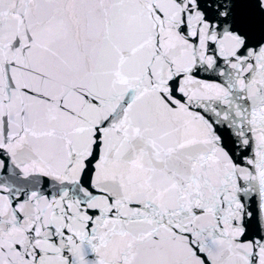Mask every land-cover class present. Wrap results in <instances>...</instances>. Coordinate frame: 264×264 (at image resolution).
<instances>
[{
  "label": "snow or ice",
  "instance_id": "obj_1",
  "mask_svg": "<svg viewBox=\"0 0 264 264\" xmlns=\"http://www.w3.org/2000/svg\"><path fill=\"white\" fill-rule=\"evenodd\" d=\"M0 264H264V0H0Z\"/></svg>",
  "mask_w": 264,
  "mask_h": 264
}]
</instances>
